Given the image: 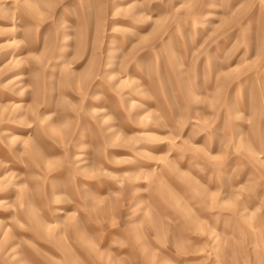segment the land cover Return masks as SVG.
<instances>
[{
  "label": "rangeland",
  "instance_id": "rangeland-1",
  "mask_svg": "<svg viewBox=\"0 0 264 264\" xmlns=\"http://www.w3.org/2000/svg\"><path fill=\"white\" fill-rule=\"evenodd\" d=\"M0 264H264V0H0Z\"/></svg>",
  "mask_w": 264,
  "mask_h": 264
}]
</instances>
